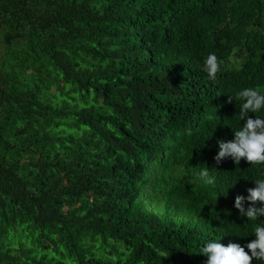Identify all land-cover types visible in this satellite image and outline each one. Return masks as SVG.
<instances>
[{
    "label": "trees",
    "instance_id": "obj_1",
    "mask_svg": "<svg viewBox=\"0 0 264 264\" xmlns=\"http://www.w3.org/2000/svg\"><path fill=\"white\" fill-rule=\"evenodd\" d=\"M248 87L264 92V0H0V264H204L216 236L247 244L259 221L234 200L264 165L214 157Z\"/></svg>",
    "mask_w": 264,
    "mask_h": 264
},
{
    "label": "clouds",
    "instance_id": "obj_2",
    "mask_svg": "<svg viewBox=\"0 0 264 264\" xmlns=\"http://www.w3.org/2000/svg\"><path fill=\"white\" fill-rule=\"evenodd\" d=\"M203 70L210 79L216 80L220 85L230 83L229 72L220 70V63L215 53L206 56ZM237 98L241 100L236 113L239 126L232 131L233 139L217 141L219 150L214 160L219 164L224 158H231L233 163L238 165L243 158L250 165H264V114L249 116V113L256 114L264 110V92L252 87L243 88L235 96L228 95V102ZM210 170L206 167L199 172L201 182L209 186L216 182V177L210 173ZM245 200L250 202L247 209L244 206ZM257 202L259 207H255ZM233 206L238 210L239 216L246 217L248 221H259L251 233L254 239L245 245L236 242L224 245L220 242V236L208 240L199 250V254L206 257L204 264H252L253 261L264 264V221L258 219L264 217V178L254 181V187L247 189L246 197L237 195Z\"/></svg>",
    "mask_w": 264,
    "mask_h": 264
}]
</instances>
